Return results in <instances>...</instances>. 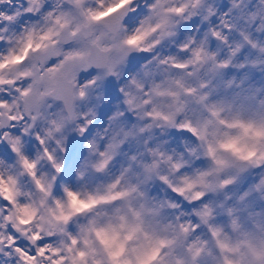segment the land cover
<instances>
[{"label":"snow or ice","instance_id":"obj_1","mask_svg":"<svg viewBox=\"0 0 264 264\" xmlns=\"http://www.w3.org/2000/svg\"><path fill=\"white\" fill-rule=\"evenodd\" d=\"M0 264H264V0H0Z\"/></svg>","mask_w":264,"mask_h":264}]
</instances>
